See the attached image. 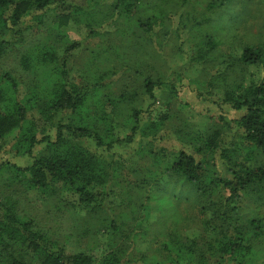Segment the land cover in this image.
I'll return each mask as SVG.
<instances>
[{"label": "trees", "instance_id": "16d2710c", "mask_svg": "<svg viewBox=\"0 0 264 264\" xmlns=\"http://www.w3.org/2000/svg\"><path fill=\"white\" fill-rule=\"evenodd\" d=\"M87 1L90 5L102 2ZM142 1L116 0L113 12L130 16ZM232 1L207 0L198 24L217 21L206 11L219 9L220 16ZM54 4L63 8L56 19L58 26L68 25L79 13L88 14L89 26L97 22L90 5L68 4L67 0H0V153L11 147L16 155L34 156V149L44 144L28 165L0 157V180L10 187L0 184V264H96L89 250H69L22 211L17 187L49 195L66 189L94 216L107 204L110 188L120 183L142 188L151 182L162 188L165 174L186 189V195L174 194V199L198 209L201 232L197 237H183L178 229L169 231L161 242L165 259L159 264H264V43L246 44L239 55L227 56L219 50L220 38L202 36L193 58L202 63L219 60L221 66L205 85L216 88L220 107L229 105L240 115L230 119L219 115L204 131L188 122L180 126L176 138L185 146L169 162L164 154L167 149L149 140L156 139L168 117L142 124L148 110L134 107L128 116L132 126L126 125L129 132L117 134L118 110L125 95L105 98L110 102L107 110L96 100L98 83L77 82L68 66V54L79 43L70 44L62 57L54 51L44 53V66L51 60L59 68L20 95L19 80L7 68L6 58L25 31L33 29L27 23L23 30L26 19L32 15L42 22ZM164 13L162 9L159 21L155 16L140 19L139 28L149 36L161 30ZM21 61L25 70L43 72V68H34L29 56ZM163 84L146 77L144 87L154 103ZM34 110L46 126L31 117ZM137 139L147 148L152 166L141 170L122 167L125 161L116 149L129 147ZM110 225L120 228L117 220ZM122 258L120 251H112L100 264H122Z\"/></svg>", "mask_w": 264, "mask_h": 264}, {"label": "rangeland", "instance_id": "374dc122", "mask_svg": "<svg viewBox=\"0 0 264 264\" xmlns=\"http://www.w3.org/2000/svg\"><path fill=\"white\" fill-rule=\"evenodd\" d=\"M101 1L90 5L87 0H67L68 4L91 6L89 12H94L97 20L91 26L86 19L88 14L81 13L74 15L68 25L58 26L56 19L63 10L58 4L51 7L42 22L34 20L32 15L26 19L23 30L27 23L32 24L33 29L25 31L6 58L7 68L19 80L22 97L29 85L42 83L45 74L50 75L59 68L51 60L44 66V53L54 51L62 57L70 44L79 43L68 54V66L77 82L98 83L96 100L107 110L110 102L105 98H123L121 95H125V100L120 103L121 110H118L117 134L129 132L126 125L132 126L128 116L134 107L142 106L148 110L143 113L142 124L168 117L156 139L151 137L149 140L167 149L164 154L169 162L185 146L176 138L180 126L188 122L194 129L204 131L219 115L225 114L229 119L239 117L240 112L229 105L220 107L216 88L205 85L217 66L221 67L217 64L219 60L202 63L193 55L196 45L207 34H215L221 39L219 50L227 56L239 55L246 44L264 43V0H233L220 16L219 9L206 11L217 20L208 24H198L207 0L185 3L183 0H143L130 16L113 12L112 5L116 0ZM162 9L165 11L162 29L147 35L139 28V20L155 16L159 21ZM93 31H100V34L93 35ZM24 56L33 59L34 68H43V72L34 74L32 70H25L21 61ZM253 70L255 68H251V72ZM146 77L164 83L157 90L158 101L155 103L146 93ZM93 102L90 98L89 106ZM31 117L40 125L46 124L35 110ZM122 123L125 125L121 126ZM51 131L54 133V128ZM147 142L144 140V144ZM43 146L34 149V156L16 155L8 147L0 157L18 165H28ZM144 149L147 148L138 139L129 147L116 149L125 161L122 167L141 170L152 166V159ZM161 178L162 188L153 182L145 183L142 188H132L125 183L110 188L107 204L94 216L88 214L76 196L66 189L52 195L39 189L17 187L15 190H18L22 211L29 213L41 229L71 251L89 250L96 264L112 251L123 254L122 264H159L165 259L161 242L167 239L169 231L178 229L183 237H197L201 232L198 209L186 201L174 199V194L186 195V189L181 188L179 182L173 183L166 174ZM2 182L9 190L7 183L0 180V184ZM130 183L136 184L135 181ZM112 220H117L119 230L110 225Z\"/></svg>", "mask_w": 264, "mask_h": 264}]
</instances>
